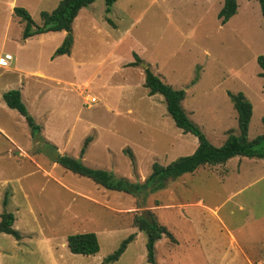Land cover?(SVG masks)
<instances>
[{
	"label": "rangeland",
	"instance_id": "374dc122",
	"mask_svg": "<svg viewBox=\"0 0 264 264\" xmlns=\"http://www.w3.org/2000/svg\"><path fill=\"white\" fill-rule=\"evenodd\" d=\"M12 1L40 24V12L60 0H0V57L12 58L0 65V94L21 90L41 127L33 134L0 97V125L9 135L0 131V214L13 213V227L21 234L17 239L0 233V264H150L146 235H137L133 225L134 215L146 211L174 238L156 241L157 264H246L243 253L264 256V246L252 250L264 243V158L235 156L203 165L168 178L144 201L65 169L44 150L54 145L60 155L81 157L88 166L132 182L144 181L154 162L166 165L191 154L197 138L174 124L161 94L148 95L143 64L172 87L187 88L182 105L214 145L230 132L238 134L230 98L238 92L253 108L248 139L264 134V76L256 61L264 55L259 2L237 0L236 13L222 23L218 12L224 0H116L109 11L104 0H95L72 23L71 53L53 56L64 40L55 45L59 37L48 33L22 39L24 22L13 15ZM134 53L143 61L130 65ZM34 70L50 77H33ZM246 216L251 223L239 229ZM229 230L243 240L240 245L231 243ZM79 232L97 235L96 254L68 249L67 235ZM130 233L135 236L124 252L106 263ZM176 238L179 252L172 251ZM207 245L225 255L207 256Z\"/></svg>",
	"mask_w": 264,
	"mask_h": 264
},
{
	"label": "trees",
	"instance_id": "16d2710c",
	"mask_svg": "<svg viewBox=\"0 0 264 264\" xmlns=\"http://www.w3.org/2000/svg\"><path fill=\"white\" fill-rule=\"evenodd\" d=\"M95 0H60L56 7L51 11H41V23L37 24L22 6L13 7V15L19 17L24 22L21 37L22 39L31 36L47 33L66 31V37L60 46H58L53 56L69 54L72 44L71 30L72 23L77 16L79 10ZM116 0H104L106 11ZM260 5L261 14L264 22V0H257ZM237 0H224L223 5L218 12V18L222 23L228 21L231 16L236 13ZM134 61L130 65H136L143 60L136 54H133ZM256 61L261 68V76H264V55L259 54ZM195 83V80L193 81ZM148 95L161 94L166 104V110L174 121V124L182 129L183 132L192 133L198 140L195 150L184 156H179L166 165L154 162L151 172L146 176L144 181L132 182L123 177H115L111 171L103 168H95L83 163L81 157H73L70 155H60L55 162L60 164L67 170L72 171L81 176L90 178L96 184L108 190H118L127 194L138 195L141 200L146 199L147 195L156 190L163 188L168 178L176 179L185 173H192L203 165H215L226 162L235 156H245L250 158H264V134H260L253 139H248V127L252 115V104L243 95L230 94L233 107L237 112L238 134L230 132L226 140L221 145L211 143L199 126L188 116L182 101L185 98V89L174 88L170 84L163 81L161 76L155 74L149 64L144 68V82ZM5 104L12 109L17 110L26 120L31 132L35 134L40 130L34 118L28 113L24 103L21 100V92L19 89H9L2 94ZM89 137L85 139L80 155L85 152L88 145ZM47 144V143H46ZM48 145V144H47ZM46 145V146H47ZM133 160L132 154L127 151ZM4 204L7 200L4 199ZM142 204H138L141 206ZM15 217L13 213L4 211L0 214V233H8L16 237H21L18 230L13 227ZM133 225L146 235V255L150 264H157L154 258L155 242L163 235L172 238L171 232L167 227L158 222L156 215L151 211H146L145 215L135 214L133 217ZM135 234L130 233L122 239L118 248L109 254L104 261L109 263L115 261L124 252L127 245L133 240ZM68 249L75 254L93 255L99 251V241L94 232L72 233L66 237Z\"/></svg>",
	"mask_w": 264,
	"mask_h": 264
},
{
	"label": "crops",
	"instance_id": "0c3cea01",
	"mask_svg": "<svg viewBox=\"0 0 264 264\" xmlns=\"http://www.w3.org/2000/svg\"><path fill=\"white\" fill-rule=\"evenodd\" d=\"M59 2V1H58ZM57 2V3H58ZM57 3H56V5H57ZM115 3V2H114ZM90 5V4H89ZM10 6H11V10L13 9V7L14 6H16L15 5V3L12 1L11 3H10ZM81 10V9H80ZM110 10V9H109ZM76 18V17H75ZM48 34H50V36H52V37H54V36H57V37H59V41L55 44V45H57L60 41H63L64 40V38L66 37V31H58V32H47ZM41 34H44V33H41ZM70 53H71V51H70ZM69 53V54H70ZM12 59V58H11ZM10 59V60H11ZM9 60V61H10ZM9 61H8V64H9ZM7 64V65H8ZM0 65H1V62H0ZM6 65V66H7ZM17 73H19V76H21L20 78H23L22 76V71L21 70H19ZM30 74L31 75H33V77H37V78H42V77H44L45 76V78L47 79V78H49L50 76H47V75H45V74H43V72H41L40 70H34V71H31L30 72ZM21 89H22V87H20ZM1 92V91H0ZM5 92V91H4ZM3 92V93H4ZM20 92H21V90H20ZM185 95L187 96V88H185ZM185 96V97H186ZM0 97H2V93L0 94ZM184 100V99H183ZM5 103V102H4ZM0 104L1 105H3V103L2 102H0ZM7 106V105H6ZM8 107V106H7ZM12 109V108H11ZM0 131L5 135H7V136H9L8 135V133L6 132V130L3 128V126H1L0 125ZM48 146V145H47ZM244 207L242 206V205H239V209H243ZM218 221H219V223H220V225L222 226V227H224L225 229H227V226H226V224H225V222L223 221V219H222V217H219L218 219H217ZM249 223H251L250 221H247V216L246 217H244V219H243V222L241 223V225L239 226V229H243V228H245L246 226H248V224ZM140 230H139V232H138V234L137 235H139L140 234ZM247 235H250L251 236V233L250 232H247ZM228 236H229V238H230V241H231V243L233 244V243H235V244H241L242 243V241L243 240H241V238H239V236L237 237V235H236V237H237V240H236V238H235V236L231 233V231L229 230V233H228ZM244 236H246V235H244ZM41 239H44V238H41ZM177 239V241H176V243L174 244V246L172 245V251H174L176 248H177V252H179L178 250H181V248H180V246H181V244H180V240L178 239V238H176ZM248 239H252L251 237H248ZM195 240V239H194ZM196 241H199V239L198 238H196ZM237 242V243H236ZM156 243V242H155ZM182 243H185L184 241H182ZM203 246H201L200 248H204V242H200ZM178 246H179V248H178ZM198 246H200V244H198ZM264 246V243H261L260 244V246L259 247H254L252 250H255L257 253L260 251V249H262V247ZM194 250H195V253H196V250H197V248H194ZM198 250H199V248H198ZM206 251V254H207V256H208V254H212V255H214L215 253H218L219 255H220V257H222V255H225V252L223 251L222 252V254H220L219 252H216L215 250H213V249H210V247L207 245V247H206V249H205ZM169 252V251H168ZM198 254V253H197ZM243 257H244V259H243V262L245 261V263L246 264H264V256H262V257H259V258H254V259H251L248 255H245L244 253H243ZM177 256L178 255H176L175 254V259H177ZM219 257V258H220ZM224 257V256H223ZM169 258H173V256H172V254L170 255L169 254ZM218 258V259H219ZM221 259V258H220ZM220 259H219V261H220ZM223 259V258H222ZM175 262H177L176 260H175ZM233 263V262H232ZM234 264H237V263H235L234 262Z\"/></svg>",
	"mask_w": 264,
	"mask_h": 264
},
{
	"label": "water",
	"instance_id": "95a60500",
	"mask_svg": "<svg viewBox=\"0 0 264 264\" xmlns=\"http://www.w3.org/2000/svg\"><path fill=\"white\" fill-rule=\"evenodd\" d=\"M146 66V64H143ZM39 138V134L37 135V139ZM40 143L42 144V142L40 141ZM45 152L47 153V155L49 157H51L54 160H57L60 156V152L58 150V148L54 145H48L44 147Z\"/></svg>",
	"mask_w": 264,
	"mask_h": 264
},
{
	"label": "built area",
	"instance_id": "2783aa9c",
	"mask_svg": "<svg viewBox=\"0 0 264 264\" xmlns=\"http://www.w3.org/2000/svg\"><path fill=\"white\" fill-rule=\"evenodd\" d=\"M11 59V55L10 54H8V53H6V54H4V56L2 57H0V62H1V65H7V62H8V60H10ZM89 99H90V101L91 102H94L95 101V98L92 96V97H89Z\"/></svg>",
	"mask_w": 264,
	"mask_h": 264
}]
</instances>
